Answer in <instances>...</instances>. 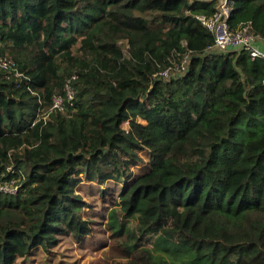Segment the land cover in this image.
Masks as SVG:
<instances>
[{
  "label": "trees",
  "instance_id": "trees-1",
  "mask_svg": "<svg viewBox=\"0 0 264 264\" xmlns=\"http://www.w3.org/2000/svg\"><path fill=\"white\" fill-rule=\"evenodd\" d=\"M230 1V27L264 40V0ZM217 2L0 0V55L23 73L0 69V173L20 186L0 192V264L92 234L77 186L110 180L112 243L91 264H264V59L214 51L198 16Z\"/></svg>",
  "mask_w": 264,
  "mask_h": 264
},
{
  "label": "rangeland",
  "instance_id": "rangeland-1",
  "mask_svg": "<svg viewBox=\"0 0 264 264\" xmlns=\"http://www.w3.org/2000/svg\"><path fill=\"white\" fill-rule=\"evenodd\" d=\"M135 115L137 121L145 123L139 116L138 110H135ZM124 126L128 127V122ZM142 154L147 161L144 165L136 168L135 172H142L147 169L148 153L142 152ZM103 187L110 188L105 199L101 197V188ZM120 187V184L110 181L106 182L104 186L88 181L80 182L77 188L89 204L83 214L84 217L91 220L93 233L79 242H75L67 234L63 235L59 245L50 252H46L42 248L33 249L30 255L20 259L18 264H91L93 260L107 257L112 243L108 220Z\"/></svg>",
  "mask_w": 264,
  "mask_h": 264
},
{
  "label": "built area",
  "instance_id": "built-area-1",
  "mask_svg": "<svg viewBox=\"0 0 264 264\" xmlns=\"http://www.w3.org/2000/svg\"><path fill=\"white\" fill-rule=\"evenodd\" d=\"M194 0H190L193 2ZM216 10L212 15L200 14L198 17L207 26L215 36L214 51H230L232 49L246 50L251 58H263L264 48L259 44V37L255 36L249 31L247 27H241L235 30L230 27L228 22V16L231 13V1L230 0H217ZM190 62V56H185L183 59L176 63L173 62L169 67L163 71L155 74L156 77L171 79L180 77L188 69ZM0 69H4L17 77L23 76L16 66L15 61L9 55H0ZM76 78V75L67 79L64 85V93L55 94L49 106V110L66 111L67 104L72 103L75 98V88L72 84V80ZM19 82V81H18ZM20 86V83L17 84ZM27 88L36 92L32 86L28 83ZM44 110L41 109V114H44ZM46 117V116H44ZM35 124L32 122L31 126ZM4 174L0 173V192L16 195L20 191V186L12 180H2Z\"/></svg>",
  "mask_w": 264,
  "mask_h": 264
},
{
  "label": "crops",
  "instance_id": "crops-1",
  "mask_svg": "<svg viewBox=\"0 0 264 264\" xmlns=\"http://www.w3.org/2000/svg\"><path fill=\"white\" fill-rule=\"evenodd\" d=\"M258 42H259V44L264 48V40L259 38V39H258ZM136 168H138V167H135V168H134V173H135V174H141V173H144V172L146 171V169H145V170L142 171V172H135V169H136ZM88 182H89V181H88ZM107 182H108V181H107ZM110 182H115V181H111V180H110ZM93 183L98 184L97 182H93ZM116 183H117V182H116ZM118 184H120V183H118ZM100 185H101V184H100ZM120 185H121V184H120ZM102 186H104V185H102ZM103 188H104V187H103ZM101 189H102V188H101ZM36 248L41 249L40 247H36ZM36 248H35V249H36ZM35 249H34V250H35Z\"/></svg>",
  "mask_w": 264,
  "mask_h": 264
},
{
  "label": "water",
  "instance_id": "water-1",
  "mask_svg": "<svg viewBox=\"0 0 264 264\" xmlns=\"http://www.w3.org/2000/svg\"><path fill=\"white\" fill-rule=\"evenodd\" d=\"M231 12H232V9H231Z\"/></svg>",
  "mask_w": 264,
  "mask_h": 264
}]
</instances>
